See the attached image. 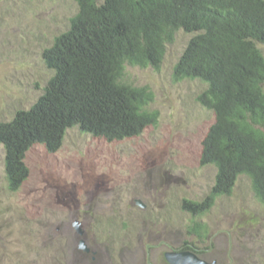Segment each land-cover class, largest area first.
Returning a JSON list of instances; mask_svg holds the SVG:
<instances>
[{
    "label": "rangeland",
    "instance_id": "374dc122",
    "mask_svg": "<svg viewBox=\"0 0 264 264\" xmlns=\"http://www.w3.org/2000/svg\"><path fill=\"white\" fill-rule=\"evenodd\" d=\"M77 12L73 0H0V122L44 93L53 73L43 51ZM191 38L179 31L158 69L127 66L126 80L148 87L150 109L159 112L158 123L140 136L108 142L68 129L57 151L35 145L27 152L29 176L15 192L0 144V264H68L72 238L61 225L71 221L83 223L88 244L105 250L108 264H168L164 254L186 245L209 263L264 264V204L247 176L202 217L205 243L187 233L191 216L183 200H204L217 174L200 163L215 119L197 100L206 85L174 78Z\"/></svg>",
    "mask_w": 264,
    "mask_h": 264
},
{
    "label": "trees",
    "instance_id": "16d2710c",
    "mask_svg": "<svg viewBox=\"0 0 264 264\" xmlns=\"http://www.w3.org/2000/svg\"><path fill=\"white\" fill-rule=\"evenodd\" d=\"M78 12L67 31L42 54L53 73L44 93L11 121L0 122L10 191L29 176L27 152L57 151L68 129L108 142L140 136L155 126L153 92L126 80V68H159L179 31L192 35L174 67L177 81L206 85L200 105L213 112L200 163L216 167L202 201L184 199L189 236L200 243L209 230L202 217L247 176L264 204V0H73ZM187 251L201 257L192 246Z\"/></svg>",
    "mask_w": 264,
    "mask_h": 264
},
{
    "label": "flooded vegetation",
    "instance_id": "af4514ba",
    "mask_svg": "<svg viewBox=\"0 0 264 264\" xmlns=\"http://www.w3.org/2000/svg\"><path fill=\"white\" fill-rule=\"evenodd\" d=\"M79 221V219H77ZM77 222V221H76ZM82 226L84 231L83 236L81 237L78 235V232L74 226L73 221H71L70 225L63 223L61 225V229L63 233H67L66 237L72 238L70 245L67 247V254H68V264H108L109 259H107V252L103 250L99 246L93 247L92 245L88 244L87 237L85 235L84 225L82 222H79ZM73 224V225H72ZM74 233L75 235H71L69 233ZM72 236V237H70ZM84 238L86 244L89 248V252H86L80 247V239ZM64 249V248H63ZM187 251L185 247H181L178 251L173 252H185ZM165 257V254H164ZM201 258V257H200Z\"/></svg>",
    "mask_w": 264,
    "mask_h": 264
},
{
    "label": "water",
    "instance_id": "95a60500",
    "mask_svg": "<svg viewBox=\"0 0 264 264\" xmlns=\"http://www.w3.org/2000/svg\"><path fill=\"white\" fill-rule=\"evenodd\" d=\"M137 203L141 205L140 201H137ZM74 226L78 232V235L82 237L84 234V231L82 229L81 224L79 222H74ZM80 247L86 252H89V248L86 244V241L83 238L80 239ZM165 260L167 261L168 264H215V263H209L205 260H202L196 254L190 251L166 253Z\"/></svg>",
    "mask_w": 264,
    "mask_h": 264
},
{
    "label": "clouds",
    "instance_id": "9594fccd",
    "mask_svg": "<svg viewBox=\"0 0 264 264\" xmlns=\"http://www.w3.org/2000/svg\"><path fill=\"white\" fill-rule=\"evenodd\" d=\"M193 253V252H192ZM198 256V255H197ZM200 258V256H198Z\"/></svg>",
    "mask_w": 264,
    "mask_h": 264
}]
</instances>
